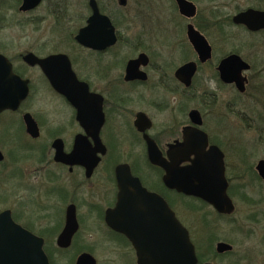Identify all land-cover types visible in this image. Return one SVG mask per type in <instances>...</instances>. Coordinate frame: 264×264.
<instances>
[{
  "label": "flooded vegetation",
  "instance_id": "flooded-vegetation-1",
  "mask_svg": "<svg viewBox=\"0 0 264 264\" xmlns=\"http://www.w3.org/2000/svg\"><path fill=\"white\" fill-rule=\"evenodd\" d=\"M186 1L195 6L194 10L185 7L182 11L178 0H161L162 9L158 0H136L138 14L144 17L139 25L138 15L128 20L129 0H81L78 4L82 13L76 20L73 18L76 0H41L29 11L21 10L23 0H0L1 8L9 5L19 14L35 16L26 23L49 29L48 41L16 56L23 63L21 70L18 69L21 74L15 72L14 60L0 51L13 64L14 73L29 81V95L19 108L0 114V214L8 211L17 225L43 240L49 264H150L151 258L140 256L139 252L150 253L153 248L147 247V238L160 235L158 231L152 232V228L162 224L147 222L152 215L157 217L159 209L146 201L143 191L129 192L130 197L123 200L127 204L120 203L116 168L121 164L130 167L132 175L149 193L167 202L189 232L197 264H214L236 253L234 246L219 236L222 224L229 222L236 230L240 226L229 190L227 156L222 149L225 131L219 130L213 137L215 131L209 129L211 123L207 121L206 110L216 111V106H220L217 90L235 88L221 80L219 71L222 61L233 54L250 65V70L243 73L248 80L247 92L254 64L245 60L237 48L231 50L234 39L231 28H240L249 36L264 34V29L251 31L234 22L238 14L248 9L263 12L264 9L248 7L233 15L213 4L203 12L198 0ZM94 5L111 20L117 36L116 43L103 50L86 47L75 39L79 30L89 26ZM192 11L190 16L185 14ZM159 12L164 20L155 19ZM5 23L3 17L1 25L6 27ZM127 25L125 38L121 27ZM191 34L206 41L211 49L210 57L201 58ZM125 47L128 51L123 54ZM28 53L40 59L60 54L69 58L77 80L87 84L90 94L101 104L104 123L98 132L80 119L77 109L52 87L40 65L31 67L24 62ZM140 59L134 66L133 79L127 80L129 62ZM189 64H194L195 71L190 67L186 77L191 81L187 85L177 73ZM30 69L39 71L36 81L29 78ZM201 76L215 81L217 90L205 85L198 89ZM40 104L50 108H37ZM228 110L225 105V112ZM192 111L199 113L201 125L192 123ZM26 114L36 121L38 138L28 133ZM5 115L9 119L5 120ZM138 116L150 124L144 132L136 125ZM160 116L164 121L161 125ZM158 126L163 129L159 130ZM191 127L206 133L209 147L216 145L224 154L227 194L235 205L232 214L219 213L197 197L170 189L164 182L166 171L148 159L145 135L154 140L163 158L169 160L170 149L183 143L184 131ZM137 149L140 154L136 153ZM78 151L81 154L74 158ZM91 153L98 160L93 167ZM243 158L250 162L247 155ZM189 164L190 161H183L179 167ZM146 177L154 182L146 183ZM109 210L115 211V227L107 222ZM13 233L5 236H14ZM219 243L230 244L233 250L219 253ZM3 249L0 246V264H23V257L3 256ZM244 259L241 256L238 264Z\"/></svg>",
  "mask_w": 264,
  "mask_h": 264
},
{
  "label": "water",
  "instance_id": "water-1",
  "mask_svg": "<svg viewBox=\"0 0 264 264\" xmlns=\"http://www.w3.org/2000/svg\"><path fill=\"white\" fill-rule=\"evenodd\" d=\"M40 1L23 0L21 10L29 11L35 9ZM178 2L182 11L185 7L193 10L195 8L192 3L186 0H178ZM93 7L94 15L89 21V26L79 30L75 39L79 44L86 47L103 50L114 45L117 41V36L111 20L107 16L101 15L95 5ZM185 14L190 16L193 11ZM234 22L245 25L251 31H259L264 29V12L248 9L238 14L234 18ZM190 37L201 58L210 57L211 49L206 41L202 38L194 37L193 34ZM23 60L31 67L40 65L52 87L77 109L80 119L87 121L89 127L94 126L96 132H98L104 123L100 108L101 104L94 95L90 94L87 84L77 80L72 64L66 55H53L40 59L35 54L28 53ZM141 60L129 62L127 80L133 79L134 66ZM190 67L193 68L194 73V64L183 67L177 73L178 78L187 85H190L191 81L190 77H186ZM249 70L250 65L236 54L222 61L219 67L221 80L227 84L235 85L236 90L240 94L246 92L248 80L243 73ZM28 95L29 81L14 73L13 64L6 56L0 53V114L7 110L16 111ZM190 116L193 124H202L197 111H192ZM24 119L28 133L38 138L40 132L36 121L30 114H26ZM136 125L140 131L144 132L150 124L138 116ZM145 140L150 163L166 171L164 182L170 189L177 190L188 196L197 197L212 205L219 213L232 214L235 211V205L227 194L229 184L225 178L224 154L216 145L209 147L206 133L194 127L185 129L183 143L174 149H170L168 153L170 162L163 158L159 147L153 139L145 135ZM80 154L81 151H78L74 158L79 157ZM192 155L194 159H191ZM95 157V153L89 155L91 167L95 166L98 161ZM183 161H190V164L185 167H179V163ZM256 171L264 181V160L258 162ZM116 177L121 191L120 203L122 205L127 204L123 200L130 197L129 192L143 191L146 201L153 208L159 209L157 214L154 213L157 217L152 215L151 220L147 219V222H151L152 225L154 222L161 223L162 227L152 228V232L158 231L160 235H152L147 238V247H152L153 249L148 254L139 252L140 256H149L151 258L150 264H197V256L191 243L189 232L176 219L167 202L157 194L149 193L143 188L140 180L132 175L127 164L117 166ZM114 212L109 210L107 213V222L111 227H115ZM7 232H14V236L6 237L5 234H8ZM0 241V246L4 247L3 256L18 255L23 257V264H49L43 250V240L17 225L8 211L0 214ZM231 250H233V246L230 244L219 243L217 246L219 253Z\"/></svg>",
  "mask_w": 264,
  "mask_h": 264
},
{
  "label": "rangeland",
  "instance_id": "rangeland-1",
  "mask_svg": "<svg viewBox=\"0 0 264 264\" xmlns=\"http://www.w3.org/2000/svg\"><path fill=\"white\" fill-rule=\"evenodd\" d=\"M198 1L203 12H207V8H211L213 4L221 6L223 11L226 10L227 14L233 15L239 10L248 7L264 9V2L260 0H216L215 3L210 2L211 0ZM78 2L80 4L81 0H76L77 6L74 7L75 13L73 15L75 20L82 13V7ZM158 2V6L162 9L161 0H158ZM136 5V0H129L128 12L130 11V15L128 20L138 15L136 19L140 25L144 17L139 16L138 6ZM7 6L0 7V51H3L8 58H12L15 68L21 70L23 63L16 56L35 50L48 41L49 29L47 27L38 29L35 24L26 23L28 20L34 19L35 16L19 14L15 9L11 10L12 6ZM3 17L6 21L5 24H7L6 27L1 25ZM154 17L156 20L158 18L161 19L163 14L159 12ZM120 21L122 20L120 19ZM75 24L77 25L78 23L74 22ZM126 28H128V25L121 27V33H123L125 38L128 37L127 31H125ZM231 33L234 38L231 41V50L234 51V48H237L245 60L254 64V71L249 73L251 89H248V93L244 96H240L233 86L217 90L215 81L205 79L202 76L199 79V84H197L198 89L205 85L210 86L215 91L217 90L216 93L221 101L220 106H216V111L206 110L207 121L211 123L209 129L215 131L213 134L214 138L219 130L225 131L226 137L224 138L222 135L221 138L226 139V141L224 139L222 141L224 147L222 149L227 156L229 169V171L227 170V177L231 178L229 190L231 191L233 186H237V188L242 186V189L235 188L232 193L233 196H231L237 208L235 217L240 220V226L237 227L238 230L234 226H230L229 222L219 226V231L222 232L219 236L232 244L236 253L228 255L214 264H238L241 256L245 258L241 264H264V203L260 206L252 207L243 198L245 196V198L256 202L261 199L264 201V182L255 178L251 174V170L247 171L250 166H253V170H255L257 162L264 160V34L249 36L244 30L235 26H232ZM127 51L128 49L125 47L123 54ZM78 68L80 69V65H78ZM27 74L29 78L36 81L39 71L30 69ZM43 86L46 87L44 84ZM44 96L40 97L44 98ZM168 97L170 98L171 96ZM36 101H38V98ZM44 101L49 102L47 99ZM225 105L229 109L227 113L225 112ZM39 107L50 108L44 104L38 105L37 108ZM193 107L195 105H192ZM260 116H263V118L260 119ZM9 117V115L4 116L5 120L9 119ZM158 122H161L160 125L164 124L161 116L158 117ZM158 128L159 130L163 129L162 126H158ZM139 151L137 149L136 153L140 154ZM246 155L250 159L248 163H246L248 159L243 158ZM145 181L146 183L154 182L153 178L147 177ZM259 212L260 215H257Z\"/></svg>",
  "mask_w": 264,
  "mask_h": 264
},
{
  "label": "trees",
  "instance_id": "trees-1",
  "mask_svg": "<svg viewBox=\"0 0 264 264\" xmlns=\"http://www.w3.org/2000/svg\"><path fill=\"white\" fill-rule=\"evenodd\" d=\"M74 33H75V31H73L72 32V36L74 35ZM235 52H237V51H235ZM15 72H17V73H19V74H21V72L18 70V69H15ZM248 89H251V87H250V83H249V86H248ZM248 91V90H247ZM248 92H246V94H247ZM245 94V95H246ZM263 118V116H260V119H262ZM253 166H250L249 168H248V170L247 171H250L251 170V174L252 175H254L255 176V178H257L258 180H261L260 179V177L258 176V174L256 173V171L255 170H253ZM250 174V173H249ZM262 181V180H261ZM234 188H236V189H238V188H240V189H242V186H238V188H237V186H233L232 187V189H231V191H230V195L231 196H233V190H234ZM243 198H244V201L247 203V204H249L250 206H252V207H256V206H260V205H262L263 203H264V201H263V199H261V200H259V201H253V200H251V199H249V198H245V196H243ZM257 215H260V212L257 214ZM253 217V216H252ZM254 217H256V216H254Z\"/></svg>",
  "mask_w": 264,
  "mask_h": 264
}]
</instances>
